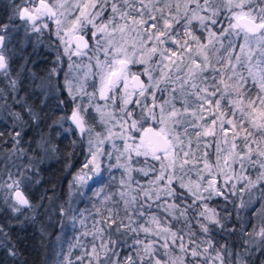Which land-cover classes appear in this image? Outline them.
I'll return each mask as SVG.
<instances>
[{"label":"snow or ice","instance_id":"6c2138e0","mask_svg":"<svg viewBox=\"0 0 264 264\" xmlns=\"http://www.w3.org/2000/svg\"><path fill=\"white\" fill-rule=\"evenodd\" d=\"M16 19L26 34H54L58 52L62 48L76 70L53 86V68L47 81L33 84V94L45 98L42 105L53 87L71 97V111L53 124L70 121L88 153L69 187L80 198L91 192L100 205L89 212L90 229L88 209L73 207L71 196L67 206L59 205L62 218L85 230L58 264H248L246 256L264 250V0H20L7 22L0 21L6 79L11 57L5 42ZM18 82L8 79L0 101L6 103ZM25 114L37 126L43 119L27 103L14 115L27 124ZM20 137L14 131V146ZM109 144L116 164L107 168L126 174L118 200L103 180L104 158L113 156ZM35 150L55 152L57 146L41 133ZM139 158L146 168L133 166ZM28 179L23 171L8 173L3 186L15 201L13 212L34 209ZM253 189L261 194L259 206L237 228L227 204L235 207L232 197L241 194L239 207H245L242 194ZM237 231L231 244L216 239ZM129 233L131 244L123 238ZM0 234L7 235L2 228ZM88 236L92 240L83 243ZM73 247L81 249L75 260Z\"/></svg>","mask_w":264,"mask_h":264},{"label":"rangeland","instance_id":"374dc122","mask_svg":"<svg viewBox=\"0 0 264 264\" xmlns=\"http://www.w3.org/2000/svg\"><path fill=\"white\" fill-rule=\"evenodd\" d=\"M19 2L20 0H0V7L5 9L7 18L12 12L13 4ZM13 25L15 26L14 30L10 29V37L5 42L6 54L11 57L10 76L6 79L0 74V89H5L7 91L8 79H18L19 81L17 90L9 93L6 103L0 101V133H3V135L0 136V213L3 210L7 212L0 215V228H3L4 224L7 226L12 220L14 222H26L27 225L29 223L33 224V228L36 231L37 247L41 250L43 256V264H54L57 261L63 243L65 241L67 242V254L69 252V246L76 243L74 237H79L80 233L85 230L78 221L75 228H73L70 221L66 218H62L58 214L59 205L64 204L67 206V201L71 196L74 201L73 207L79 208L82 211L88 209V212H84V216L89 229L93 223V217L89 216V212L94 213L92 205L96 204L97 207L100 205L95 197H92L94 201H91V203L88 201V197H91L92 193H88L86 197L80 198L77 197L76 191L69 187L73 175L81 167L88 153L87 140L74 133L73 127L69 122L53 124V121H58L62 115L71 111L70 109L73 105L71 97L68 96L66 91L61 94L59 90L53 87L48 94L45 104L42 105L41 100L45 98L38 94V90H36L37 94H33V84L39 82L38 78H44L45 81H47L49 73L53 68L57 69V72L51 76L53 86H55L57 82L63 84L65 73H68L69 78L75 76L76 70L69 68L70 62L67 56L63 55L62 48H60L58 52L56 39L50 38L45 33L41 36H37L29 31L26 34V26L24 22L19 19L14 20ZM58 55L61 56L59 62L57 61ZM72 59L77 60L79 63L76 57ZM133 70L135 71L136 69L134 68ZM17 72L20 73L19 77H17ZM65 98L68 104L65 103ZM17 100L20 102L17 103ZM61 101H63V103H61ZM86 102L85 100V103ZM25 103L32 105L34 110L39 112L43 117L38 126L37 122L29 120L26 114L24 115V119L28 121L27 124L16 119L14 114L21 112L22 105ZM50 125L52 127H49ZM14 131H21V137L19 138L21 143L15 146L13 139ZM41 133H45L51 138V142L57 146V151L43 153L35 150L36 141L40 139ZM61 136L66 137V140L71 143L72 151L60 161L63 156L62 150L65 142L61 140L58 141L56 138ZM71 137L72 139L70 140ZM116 143L122 148V144L119 141ZM105 147L109 151H113V156L111 160L104 158V164H116L115 151L111 148L110 144ZM18 149H23L25 151L22 153ZM139 159V163H136L135 160L133 161V166L135 168H146L147 165L144 159ZM58 162L62 165L61 178L65 180V185H63L64 193L61 196L58 194V192H61V183L51 187L47 184L40 185L41 178L34 174L35 169L46 168L49 164ZM152 163L154 162L151 160L147 162V164ZM115 169L119 172L118 178L120 179V184L122 179H126V174L123 168L115 167ZM21 171L25 172L29 178L27 181L28 187L25 191L34 209H22L21 212H13L12 205L15 201L12 199L10 190L3 185L4 182L8 181L9 172L15 175L19 174ZM132 175L135 179L140 180L141 183L145 182L141 174L133 172ZM116 176L117 175H114L115 178ZM240 195L241 194H238L237 197H232V200L235 201V207L229 202L227 208L229 212L231 207L235 208V212L239 214V218L237 219L244 222L246 217L249 216V210L253 206H259L256 204V201L261 198V194L255 189L250 193H243L242 196L245 204L243 208L239 207ZM221 201V205L223 206L225 202L223 200ZM36 205H40V207L36 208ZM101 211L103 212V209H101ZM152 211H156L155 206H153ZM5 215H7L8 218ZM2 218L5 221H2ZM61 224L64 225L63 231L61 230ZM173 227H183V224L182 222L179 225L174 224ZM193 227H196L194 223ZM3 233H6L5 227ZM129 234L127 235L128 239L127 237H123L128 240V244L133 240V235ZM4 237V235L0 234V240H5L6 237ZM113 238L115 239L116 236L114 235ZM91 240L92 237L88 236L83 238V243L87 244ZM8 245L9 244H7V246ZM80 252L81 249L78 247L71 248V258L75 260V257L79 255Z\"/></svg>","mask_w":264,"mask_h":264},{"label":"trees","instance_id":"16d2710c","mask_svg":"<svg viewBox=\"0 0 264 264\" xmlns=\"http://www.w3.org/2000/svg\"><path fill=\"white\" fill-rule=\"evenodd\" d=\"M0 21L3 22L7 21L5 9L3 7H0ZM45 34L48 35L50 38L52 37V39H55L54 34H50L48 31H45ZM64 101L66 104H68L66 98L64 99ZM56 139L58 141L61 140L65 142V145L62 150L63 156L61 155L62 158L60 159L61 161L63 158L67 156V154H69L72 151V147H71V143L68 142V140H66V137L61 136ZM71 139L72 137L70 138V140ZM58 146H59V142H58ZM107 166L108 165L104 164V167L107 169L106 171L103 172L104 186L106 187V191L111 193H117V195L114 196L113 199L118 200L119 199L118 192L120 189V184H119L120 179L118 178L119 172L115 169V167L108 169ZM61 167H62L61 163L58 162V163H51L46 168H37L34 170L35 171L34 174H36L37 176H39V178H41L40 185L47 184L48 186L51 187V186H56L57 184L59 185V183H61L60 185L61 192H58L60 196L64 193L63 185H65L64 178H61L62 177ZM249 171L252 172V169L250 168ZM114 175H117L116 178L114 177ZM98 187H100V185L94 186L93 190H96V188ZM221 200L222 199L218 200L217 203L221 204L222 202ZM92 201H94V199H92ZM107 206L112 207L113 205L111 202H109ZM119 207L122 209L123 206L120 205ZM24 209L27 210V208ZM250 211L251 209L249 210L248 215H250ZM230 212L232 213V224H234L237 228H239V225L242 222L237 219V213L235 212V208L231 207ZM4 213L7 212L3 210L0 213V215ZM120 215L121 216L124 215L122 210L120 212ZM248 217L249 216L246 217V220L248 219ZM1 220L5 221L3 218ZM3 226L6 228L7 235L6 238L4 237L5 240H0V264H43V256L41 254L42 253L41 250L38 249L37 247V243H36L37 238L35 234L36 231L33 228V224L29 223L27 225L26 222H19V221L14 222L12 220L7 224V226L6 224H4ZM4 227L2 228L3 230ZM239 237H240L239 231H237V233L233 236H228L226 233H219L216 235L217 240H220L221 242L227 241L230 244L235 241H238ZM7 244L9 245L7 246ZM67 249H68L67 242L65 241L60 248V254H58L57 261L54 264H58V262L63 259V255L61 253L66 254ZM13 251L15 252L14 255L12 254ZM125 251H127V249H125ZM245 259L248 261V264H264V250H256L250 255L246 256Z\"/></svg>","mask_w":264,"mask_h":264},{"label":"flooded vegetation","instance_id":"af4514ba","mask_svg":"<svg viewBox=\"0 0 264 264\" xmlns=\"http://www.w3.org/2000/svg\"><path fill=\"white\" fill-rule=\"evenodd\" d=\"M72 108V107H71ZM71 110V109H70ZM70 123V122H69ZM73 127V132L74 133H76L77 135H78V133H77V131H76V129L74 128V126H72Z\"/></svg>","mask_w":264,"mask_h":264},{"label":"water","instance_id":"95a60500","mask_svg":"<svg viewBox=\"0 0 264 264\" xmlns=\"http://www.w3.org/2000/svg\"><path fill=\"white\" fill-rule=\"evenodd\" d=\"M69 122H70V121H69ZM70 124H71V122H70ZM72 126H74V125H72ZM74 128H75V127H74ZM76 131H77L78 135H80V134H79V131H78V130H76ZM80 136H81V135H80Z\"/></svg>","mask_w":264,"mask_h":264}]
</instances>
